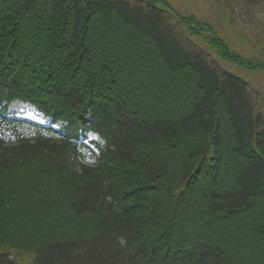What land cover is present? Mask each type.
Listing matches in <instances>:
<instances>
[{"label":"trees","instance_id":"trees-1","mask_svg":"<svg viewBox=\"0 0 264 264\" xmlns=\"http://www.w3.org/2000/svg\"><path fill=\"white\" fill-rule=\"evenodd\" d=\"M177 25L217 36L164 0H0V264H264V98Z\"/></svg>","mask_w":264,"mask_h":264},{"label":"rangeland","instance_id":"rangeland-1","mask_svg":"<svg viewBox=\"0 0 264 264\" xmlns=\"http://www.w3.org/2000/svg\"><path fill=\"white\" fill-rule=\"evenodd\" d=\"M157 1V0H153ZM174 12H180L184 17L195 16L199 22L210 24L217 33L216 35L191 36L180 26L175 28L190 40L192 47L202 50L209 56L210 61H215L226 71H229L256 90L261 98H264V71H252L231 64L219 55L217 48L210 47L207 38L217 37L223 40L233 54H238L246 59L264 64V0H164ZM163 8V6L159 5ZM176 21V20H174ZM177 22V21H176ZM11 113L27 121L48 126L50 118L45 117L35 107L23 102H16L11 107ZM60 122L54 126L56 130L64 127ZM97 140L103 141L95 134L86 135V143ZM95 151V150H94ZM96 152V151H95ZM37 176V174H33ZM32 181H35L32 179ZM46 183L51 182L49 179ZM16 264H36L32 254L14 252L12 255Z\"/></svg>","mask_w":264,"mask_h":264}]
</instances>
